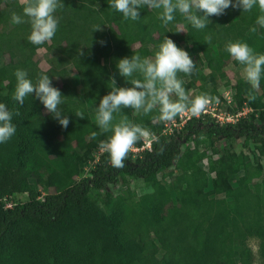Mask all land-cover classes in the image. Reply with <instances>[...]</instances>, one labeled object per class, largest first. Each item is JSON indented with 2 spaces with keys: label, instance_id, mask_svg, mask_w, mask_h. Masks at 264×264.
Instances as JSON below:
<instances>
[{
  "label": "trees",
  "instance_id": "1",
  "mask_svg": "<svg viewBox=\"0 0 264 264\" xmlns=\"http://www.w3.org/2000/svg\"><path fill=\"white\" fill-rule=\"evenodd\" d=\"M61 3L64 7L55 13L57 32L46 47L62 54L65 66L44 70L35 59L42 45L28 40L30 24L11 23L13 13L23 15V6L19 0H0V103L13 112L16 126L15 135L0 143V264H238L248 254L244 242L250 236L259 239L264 260V176L261 181L250 182L248 175L240 179L239 171L249 173V158L243 155L236 160L228 146L235 137L243 138L244 146L253 141L258 144L253 160L264 158V76L254 101L248 98L252 89L243 78L232 85L239 106L227 109L234 112L247 102L256 111L251 121L249 113L225 124L207 115L191 116L176 128L177 133H166L164 123L153 119L158 109L148 115L122 109L130 121L153 136L150 148L139 156L130 152L122 169L113 168L108 153L101 151L90 175L77 180L81 156L94 160L93 150L111 135L100 133L87 102L96 106V117L113 78L117 87L132 86L119 74L120 59L134 54L152 57L167 36L177 46L192 44L197 60L205 63L211 76L216 75L230 62L241 65L226 51L229 42L247 43L257 54H264V28L256 23L262 15L258 6L250 12L229 7L223 15L210 16L208 26L198 30L178 13L165 29L158 19L160 10L147 6L132 21L110 8V0ZM227 19L230 28H225ZM96 25L103 30L93 32ZM177 25L184 32H175ZM207 36L210 42L205 41ZM101 40L106 43L102 45ZM67 65L76 67L81 90L68 77ZM17 69L25 70L33 83L41 74L49 75L64 95L60 107L70 120L66 129L34 94L25 98L23 106L13 100ZM195 71L191 76L179 74L193 97L191 90L204 79ZM200 88L201 94L215 98L214 89ZM77 109L85 113L83 119L75 115ZM203 137L211 155H218L209 158V171L216 173L209 190V171L197 166L207 150H195ZM220 139L225 140L222 147ZM190 142L193 147L188 146ZM172 169L179 170V175L166 187L158 176ZM253 171L259 176V170ZM127 177H139L153 186L139 197L141 204L130 192L108 191L109 198L101 204L90 197L109 184L125 183ZM232 178L236 179L233 184ZM221 193L224 202L213 195ZM24 194L26 199H20ZM188 200L193 204L186 207L183 202Z\"/></svg>",
  "mask_w": 264,
  "mask_h": 264
},
{
  "label": "clouds",
  "instance_id": "2",
  "mask_svg": "<svg viewBox=\"0 0 264 264\" xmlns=\"http://www.w3.org/2000/svg\"><path fill=\"white\" fill-rule=\"evenodd\" d=\"M19 3L23 6V15L13 13L11 23H29L31 33L28 40L34 45L50 42L59 24L55 13L64 7V3H61V0H19ZM109 4L110 8L122 13L125 20L137 21L140 18L139 9L147 6L150 10H160L158 19L165 29H168L169 23L176 19L178 13L198 30L208 26L210 16L223 15L229 7L250 12L258 6L262 15L257 18L256 23L264 28V0H110ZM96 30L103 29L96 25L93 32ZM250 31L255 32L256 28ZM175 32H184V29L177 25ZM205 41L210 42L211 36L205 37ZM100 43L103 45L106 42L101 40ZM225 47L230 56L243 65L241 75L252 89L248 98L254 101L264 76V54H257L243 42H229ZM79 54L82 56L84 49L79 50ZM117 67L119 74L132 86L117 87L113 78L111 91L100 100L95 117L100 133H111L106 141L100 143V148L108 153L110 164L116 169L125 166V160L134 145L148 135L147 130L130 121L128 116L122 113V109L130 108L143 115L158 109L159 114L153 117L154 121L167 123L185 113L199 117L215 99L207 94L193 97L186 90L185 81L179 74L191 76L196 70V64L186 50L178 47L167 36H164L154 56L141 57L134 54L120 59ZM15 77L17 82L13 94L14 101L23 106L25 98L34 94L47 113L63 128L68 127L69 117L60 107L64 103V95L59 88L53 86L49 75L41 74L33 83L25 70L17 69ZM74 113L78 118L85 117V113L80 109ZM15 115H19L18 110ZM12 120L13 112L5 103H0V143L8 142L15 135L16 126Z\"/></svg>",
  "mask_w": 264,
  "mask_h": 264
},
{
  "label": "rangeland",
  "instance_id": "3",
  "mask_svg": "<svg viewBox=\"0 0 264 264\" xmlns=\"http://www.w3.org/2000/svg\"><path fill=\"white\" fill-rule=\"evenodd\" d=\"M232 27V24L230 22L229 19H227V24L225 28H230ZM47 42L45 44H43L40 48L37 49L36 54H35V59L37 60L39 66L46 70L50 67H56V68H61L65 66V60L66 58L60 54V53H56L54 51L48 50L47 47ZM178 47L186 50L189 55L191 56V58L193 59V61L196 64V73L197 74H203L204 75V79L203 81H197V87L193 88L191 91L195 94V96L197 95H201V88L200 86L202 85L203 88H206L208 91L209 90H215L216 91V96L215 99L213 100H218L219 102V107H222V103L224 102V95L229 94V96L231 95V103L227 106H231V108H237L239 105L237 103V101L235 99H233V94H234V89L232 88V85H234L236 83V80L238 78H243L241 75L243 66L241 65H237V64H233L232 62L226 64L224 66V68L222 69L221 73H217L216 75H210L208 69L205 67V63L204 62H199L197 60V54L198 51L197 49L192 46V44L188 43L185 45H179ZM67 71H68V77L71 79V81L73 82V84H75V86H77L78 90H81V86L79 85L78 79H77V71H76V67H72L70 65H67ZM56 82L60 85L61 82L60 80L57 78ZM81 101H84L85 99L80 97ZM263 103H264V98L262 99ZM246 102V101H244ZM246 105H249L247 102L245 103ZM245 104L242 103V106H244ZM87 106H88V110L90 112V116L92 119H95V116L93 114L94 110L96 109V106L93 104H90L87 102ZM256 115V111H252L249 112L248 118L251 121L252 117ZM178 117L175 118V122L178 121L179 119H177ZM164 123V128L163 131L166 133H173L176 132L178 130H176V126L174 125V123L172 121L170 122H163ZM152 137V135H151ZM144 139H148V135L146 137H144ZM142 140V139H141ZM141 140H139L136 144H139L141 142ZM225 143V140L220 139L218 141V145L219 146H223ZM184 146V145H182ZM188 146L193 147V143L190 142L188 144ZM230 148V152L233 154V156H235L236 160L237 157L240 160L242 158L243 155H247L250 161V166H249V173L245 175L244 172L239 171L238 172V176L240 179H244V177H246L247 175L249 176V181L253 182V181H261L263 176H264V158L262 156H259L258 161L256 162L255 160H253V152H255L256 154H258V144L256 142L253 141H249L247 146H244L243 144V138H239V137H235L234 139H232L230 141V144L228 145ZM101 148H98L97 150H93V156H94V160H86L83 156H81L80 159V171L79 174L77 176V180H79L82 177H87L90 175V170L93 168L94 166V162L100 152ZM195 150L197 152H200L202 150H207V157H204L202 159H200L197 162V166L200 167L203 170L209 171V160L215 159L217 158L218 155H211V152L209 150V147L207 145V141L206 139L203 137L202 141L200 144H198L195 147ZM211 156V157H210ZM210 158V159H209ZM235 159H231V162H234ZM254 169H257L260 171L259 176L254 174ZM171 173H166V175L162 176L159 175L158 178L159 180L167 187L170 185V183H172L173 181H175V179L178 177L179 175V170H175L172 169L170 170ZM215 172L214 171H209L208 172V176H209V182H208V187L207 189L209 190L210 188H212V179L215 177ZM176 177V178H175ZM229 180V179H226ZM234 178H232V180L230 181L232 184L235 183ZM42 192L45 193L47 190L41 188ZM153 190V186L151 184H148L146 182H144L141 178L139 177H127V180L125 183H114V184H109L108 188L105 189H100L96 192H91L90 193V197L92 198H96L98 199V202L101 204L102 203V199L106 200L109 197L106 195V192L110 191L113 194H117L120 192H130V194L133 195V198L136 200V203L139 205L141 204L139 197L143 194L149 193ZM215 195V197L218 198V200L220 202H224L226 200V197L223 193L221 194H213ZM20 199L24 200L26 199V194L21 195ZM7 204L11 203V200H7L6 201ZM184 206L189 207L193 204V202L191 200L188 201H184L183 202ZM245 249L246 252L248 254L243 255V259L241 262H238V264H264V260L260 255V251H259V239L255 236H250L248 238H246L245 242Z\"/></svg>",
  "mask_w": 264,
  "mask_h": 264
},
{
  "label": "built area",
  "instance_id": "4",
  "mask_svg": "<svg viewBox=\"0 0 264 264\" xmlns=\"http://www.w3.org/2000/svg\"><path fill=\"white\" fill-rule=\"evenodd\" d=\"M224 97V102L222 103V107H219V102L218 100H213L210 105L207 108V111L202 113V117L204 118L203 115H207L211 118H213L217 123L219 124H225V123H234L236 122L240 117L247 116L249 112L253 111V108L249 105H245L238 109L235 110L234 112H230L227 108V106L231 103V95L226 94L223 96ZM200 115V116H201ZM192 115L190 113H185L183 116H178V121H172L174 125L177 128H180L181 125L191 117ZM199 116V117H200ZM153 139V136L151 137L150 133L148 132V139H144L142 141L141 145H134L132 152L133 156H139L140 153L144 149H149L151 145V141ZM104 151V150H100ZM139 154V155H137Z\"/></svg>",
  "mask_w": 264,
  "mask_h": 264
}]
</instances>
